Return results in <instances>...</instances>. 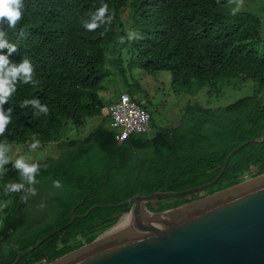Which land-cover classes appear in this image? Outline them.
I'll return each instance as SVG.
<instances>
[{
	"label": "trees",
	"instance_id": "obj_1",
	"mask_svg": "<svg viewBox=\"0 0 264 264\" xmlns=\"http://www.w3.org/2000/svg\"><path fill=\"white\" fill-rule=\"evenodd\" d=\"M230 1L0 0V160L8 142L31 140L59 150L57 158L2 167L0 264H12L37 243L16 264L50 263L91 243L130 205L97 208L70 222L73 209L80 216L94 205L208 183L230 152L261 137V20L248 11L230 13ZM129 4L137 22L131 51L140 70L167 72L171 83L192 97L205 85L235 78L253 81V94L220 108L188 104L177 125L155 131L153 114L128 88L148 112L153 132L118 144L102 112L114 97L108 100L101 92L116 70L124 73L120 58L103 47L127 40L121 12ZM119 94L115 91V98ZM93 118L99 122L86 136H67L68 129L76 131ZM261 174L264 143L247 144L230 157L214 185L146 208L173 209ZM33 184L54 190L43 215L39 206L31 208Z\"/></svg>",
	"mask_w": 264,
	"mask_h": 264
},
{
	"label": "water",
	"instance_id": "obj_2",
	"mask_svg": "<svg viewBox=\"0 0 264 264\" xmlns=\"http://www.w3.org/2000/svg\"><path fill=\"white\" fill-rule=\"evenodd\" d=\"M251 143H264V126L260 138L246 141L227 155L220 172L208 183L94 205L80 216L73 209L70 222L86 218L97 208L130 205L91 243L46 264H264V174L173 209L150 212L146 208L149 204L155 210L159 200L199 193L214 185L230 157Z\"/></svg>",
	"mask_w": 264,
	"mask_h": 264
},
{
	"label": "rangeland",
	"instance_id": "obj_3",
	"mask_svg": "<svg viewBox=\"0 0 264 264\" xmlns=\"http://www.w3.org/2000/svg\"><path fill=\"white\" fill-rule=\"evenodd\" d=\"M228 11L232 14L248 11L257 15L261 20L260 38L264 42V0H231ZM121 21L122 31L126 35L127 40L120 38L115 46L109 44L103 47V49L112 58H120L124 75L122 77L119 76L116 70V74L109 79L108 84L102 90L101 94L107 95L108 100L114 97V101L119 92H126L128 88L134 90L137 100L142 102L153 114L152 125L155 131L159 128H171L174 126L180 120L181 111L188 104L198 103L206 108H220L253 94V81L247 80L246 82H241L240 78H235L227 83L224 82V85L220 82L215 85H205L198 91L196 96L192 97L184 91L185 89L178 86V84H172L170 74L167 72L152 71L146 73L140 70L134 62L135 57L131 51V41L137 29L132 4H129V7L123 9L121 12ZM131 62H134V64ZM115 91L116 95L114 96ZM98 122L99 119L97 118L87 119L76 131L73 128L68 129L67 136L69 138L84 137ZM30 141L25 144L8 142L5 145V154L0 160V175L2 167L9 162H42L48 158H57L59 155V150L55 144H44L42 146L39 145V142ZM245 180H248V178ZM29 189L33 192L32 210L34 206H39L41 208V214H45V208L49 204L54 190L47 186L44 187L43 185L37 184L30 185ZM5 207L6 203L0 200V209L4 210ZM42 264L46 263L44 262Z\"/></svg>",
	"mask_w": 264,
	"mask_h": 264
},
{
	"label": "built area",
	"instance_id": "obj_4",
	"mask_svg": "<svg viewBox=\"0 0 264 264\" xmlns=\"http://www.w3.org/2000/svg\"><path fill=\"white\" fill-rule=\"evenodd\" d=\"M102 112L109 117L118 144L132 135L149 137L152 132L148 112L125 92L120 93Z\"/></svg>",
	"mask_w": 264,
	"mask_h": 264
},
{
	"label": "bare ground",
	"instance_id": "obj_5",
	"mask_svg": "<svg viewBox=\"0 0 264 264\" xmlns=\"http://www.w3.org/2000/svg\"><path fill=\"white\" fill-rule=\"evenodd\" d=\"M122 222H123V223H127V218H123V219H122Z\"/></svg>",
	"mask_w": 264,
	"mask_h": 264
},
{
	"label": "crops",
	"instance_id": "obj_6",
	"mask_svg": "<svg viewBox=\"0 0 264 264\" xmlns=\"http://www.w3.org/2000/svg\"><path fill=\"white\" fill-rule=\"evenodd\" d=\"M178 123H179V121H177V123H176L175 125H177ZM1 211H2V209H0V215H1V213H2Z\"/></svg>",
	"mask_w": 264,
	"mask_h": 264
}]
</instances>
